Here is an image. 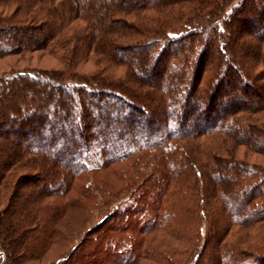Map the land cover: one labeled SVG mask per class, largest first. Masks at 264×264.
Returning a JSON list of instances; mask_svg holds the SVG:
<instances>
[{
  "label": "trees",
  "instance_id": "16d2710c",
  "mask_svg": "<svg viewBox=\"0 0 264 264\" xmlns=\"http://www.w3.org/2000/svg\"><path fill=\"white\" fill-rule=\"evenodd\" d=\"M230 4L0 0V58L49 48L60 64L0 77L1 264H41L70 206L72 182L138 154L161 168L156 188L174 180V202L163 204V216L155 213L160 196L152 209L134 203L98 235L111 216L104 215L52 264H139L150 255L175 264L168 244L141 249L136 234L165 228L185 233L189 244L201 217L205 241L186 264H264V246L246 242L248 229L264 220V168L232 157L236 145L264 154V116H254L264 110V0L233 3L237 18ZM90 59L93 70L80 73ZM203 64L212 71L200 87ZM194 112L201 123L192 121ZM50 122L69 127L50 131ZM203 134L218 145L200 151ZM124 223L134 235L117 239L122 249L131 246L120 258L104 246L114 240L105 232ZM234 226L242 238L225 241Z\"/></svg>",
  "mask_w": 264,
  "mask_h": 264
},
{
  "label": "rangeland",
  "instance_id": "374dc122",
  "mask_svg": "<svg viewBox=\"0 0 264 264\" xmlns=\"http://www.w3.org/2000/svg\"><path fill=\"white\" fill-rule=\"evenodd\" d=\"M239 1L240 0H231V4L229 6L231 7L233 3ZM233 9L234 10L232 16L237 18L238 7L234 5ZM214 49L216 48L213 47V50ZM56 56L57 55L49 51L48 48L45 50L28 51L26 53H21L18 55L13 54L1 57L0 77L10 76L20 71L33 73L41 71L42 73H45L48 70L58 69L60 64ZM199 67L200 71L203 72L201 80L199 81L200 87H202L207 84L206 82L209 75L211 74L212 67L209 68L207 64L205 66L204 64L200 65ZM93 68L94 67L92 65V60L90 59L82 67H80L79 71L84 75H88V73L91 72ZM166 70L167 69H165V72ZM117 74H125V66H119L117 68ZM46 77H48V75ZM235 92H240L239 87L235 89ZM101 97V100L103 101H112V98L110 97H106L104 95H101ZM256 104L257 103L253 101L248 106L253 107ZM44 108L48 109V105H45ZM89 112L91 119L93 120L92 122L96 123L95 121L99 120V118L94 116V110L89 108ZM195 112L197 113V111ZM195 112L194 115L191 116L192 121L201 123L199 116ZM54 116L55 111H52L51 119H54ZM254 116H264V110L258 111V113H256ZM110 119L114 120L113 117H111ZM139 120L144 122L145 117H139ZM99 124L96 123V127H98ZM62 126L64 128L69 127L68 123H66L65 125L61 124V126L60 124L59 126H54L50 122L49 127L47 128L51 131V129L53 128L59 129ZM216 141L217 140L214 139L210 134H203L197 138L196 143H199L200 145L199 150L204 151L208 147L212 148L214 146H217L218 144ZM58 144L55 143L53 145H48L44 143V146L46 148L55 149ZM152 152L155 153L154 151ZM220 154L225 155V152ZM232 157L234 159L243 160L248 164H255L264 168V154L262 152L260 153L256 151L255 149L247 147L246 145H236V147L233 148ZM153 161L154 159H152V157L150 156L142 157L140 154H138L127 157L126 159H123L121 161L107 164L105 167H102L101 169H98L96 171L81 173L72 182V186L67 193V198L71 202L69 204L70 206L66 209L64 218L62 220H59L57 224L58 229H56L57 232L55 231L51 239L52 242L49 244V250L46 255H44L42 260L43 262L41 264H52L54 261L56 262L61 257H63V255H66L75 244L79 243L83 237L87 236L89 228L96 225L99 222L100 218L104 215L111 214L110 218H106V220L103 221L99 233L98 231H96L98 235H100L108 226L117 225L116 223H114L113 219L118 216L119 212H121L123 208H126L134 203H137L140 207L142 206L141 204L146 203L142 208L147 207L148 209H152L153 204L160 196L158 209L156 210V212H154L156 213V215L159 214V216H163V211H166L165 207H163V204H165V202H167L166 204H172L174 202L176 187H174V180H170L166 187L163 186L164 183H161V186H158L159 188H156L158 181L157 177H159L158 173L161 168L154 165L155 163ZM226 176H228V174ZM4 202V200L0 202V209L2 208ZM146 217H148V213L145 212V215L142 219H145ZM204 222L205 221L203 217H201L197 226L198 237L194 241H190L189 244L186 243L188 237L185 233L175 232L177 234L167 235L168 233H165V228L162 231L159 229H155L145 233L142 232L143 229H140V233L136 234L135 239L137 238L136 241H139H137L139 247L145 250H147L148 248L153 249L154 246H159L162 243L166 245L168 244L170 250L173 253V256L171 257L173 258L174 263L186 264V262L190 260L191 256L194 253L196 254L203 246V243L205 241ZM120 226L122 230L105 232L107 233V236L112 235L114 240L113 242L106 241L104 246L110 247L108 249L109 251L111 250V252H118L117 255L120 256V258H124V255H126L125 252H127L128 254L131 253V246L129 247L125 245L124 249H122L119 246L121 242H119L120 244H118V242L116 241L117 239L120 240L121 238L132 239V236L134 234L130 231H134V228L132 227L134 225L124 223ZM137 226L138 228L141 227L140 224H138ZM168 226H170V229H172V225ZM237 230L238 226H234L231 231L225 235L224 240L230 242L236 241L239 240V236L241 239L242 236L240 233L242 231ZM246 234L248 235V238L246 240L247 243L249 242L254 247H263L264 220L251 226ZM93 236L94 235H91L90 237ZM210 241L214 242V238H210ZM187 246L189 247L187 248ZM113 247H119V249L116 250V248L113 249ZM185 247L187 249H185ZM91 249L93 248L91 247ZM98 251H100V249ZM1 262L2 260L0 257V264ZM30 264L35 263L30 262ZM139 264H166V262L162 259H159V257L150 255L147 258L141 259Z\"/></svg>",
  "mask_w": 264,
  "mask_h": 264
}]
</instances>
